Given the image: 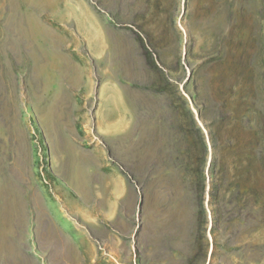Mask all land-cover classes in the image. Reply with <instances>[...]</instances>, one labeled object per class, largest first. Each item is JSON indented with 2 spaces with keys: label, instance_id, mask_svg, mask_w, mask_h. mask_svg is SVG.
<instances>
[{
  "label": "rangeland",
  "instance_id": "1",
  "mask_svg": "<svg viewBox=\"0 0 264 264\" xmlns=\"http://www.w3.org/2000/svg\"><path fill=\"white\" fill-rule=\"evenodd\" d=\"M0 264H264V0H0Z\"/></svg>",
  "mask_w": 264,
  "mask_h": 264
},
{
  "label": "crops",
  "instance_id": "2",
  "mask_svg": "<svg viewBox=\"0 0 264 264\" xmlns=\"http://www.w3.org/2000/svg\"><path fill=\"white\" fill-rule=\"evenodd\" d=\"M73 222V221H72ZM74 227H76L78 230H79V227H78V225H76V223L74 222ZM34 237V236H33ZM40 247H41V244H40ZM45 249H47V248H45Z\"/></svg>",
  "mask_w": 264,
  "mask_h": 264
}]
</instances>
